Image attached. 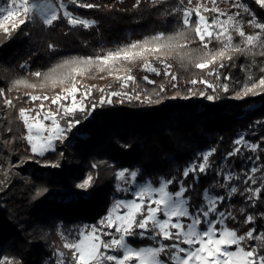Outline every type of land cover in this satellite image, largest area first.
I'll use <instances>...</instances> for the list:
<instances>
[{
	"label": "trees",
	"instance_id": "1",
	"mask_svg": "<svg viewBox=\"0 0 264 264\" xmlns=\"http://www.w3.org/2000/svg\"><path fill=\"white\" fill-rule=\"evenodd\" d=\"M60 1L68 5V11L73 15L95 21V24L88 28L73 27L60 11V18L51 26L38 20L26 21L15 30L9 29L10 38L0 29V89L8 90L6 95L15 105L8 107L3 102L4 97L0 96V253L22 264H55L56 253L61 251L69 262L71 252L63 248V236L85 224H98L106 216L116 173L123 169L139 170L138 182L148 179L158 186L161 177L171 180L173 183L168 189L173 193L180 183L187 189L184 197L188 199L190 212L200 210L205 191L212 190L217 196L225 194L220 189L223 176L219 169L224 158L235 149L234 140L240 133L259 145L256 156L262 177L257 178L255 184L239 182L237 192L225 198L218 209L232 214L234 219L228 218L225 223L238 234H246L249 228L256 229L258 235L264 234V198L250 202L249 193L244 192L247 187H260L264 192V126L257 123L264 121V93L235 98L244 84L250 83L249 76L255 80L264 76L260 71L264 67V56L233 53L231 61L225 59L210 66L222 73L219 80L208 75L209 69H197L175 54L165 58L172 66L171 72L177 76L175 81L163 72L156 75L145 71L144 61L137 60L126 66L131 68L130 74L139 85L136 91L141 99L124 97L121 101L120 97H113V103L97 106L87 118L78 112L77 116L83 122L56 150L43 156L32 153L25 139V124L19 117L21 108L35 109L47 103L75 79L81 85L96 86L90 98L97 103L101 96L99 89L120 91V83L126 76L124 72L109 75L95 67L80 74L75 66L60 65L73 58L103 56L159 33L175 34L183 28L182 9L188 6L187 0H141L139 5L137 0H86L99 5L86 9L71 0ZM247 1L258 19L264 21V8L254 1ZM225 10L234 11L233 7ZM239 13L240 16L244 14ZM192 19L195 21V15ZM243 27L250 34L259 31L247 23ZM189 35L192 41L188 50L201 49L199 37L194 32ZM233 43H240L236 34H233ZM220 47L216 40L209 44L212 50ZM147 60L159 67L154 56L149 55ZM221 62L228 66L219 68ZM35 72L42 76H34ZM44 75L56 79V86H52L51 80L45 83ZM224 75L230 79H224ZM64 76L68 79L60 84L59 79ZM117 76L122 79L117 80ZM145 76L155 83H147ZM192 79L226 84L228 91L222 88L213 91L201 83L192 85L189 82ZM17 80L34 83L37 87L14 86ZM128 83L125 91L133 95L135 85ZM41 84L44 87H40ZM189 89L196 94L190 95ZM200 91L214 99L204 98L199 95ZM30 95H46L50 99L41 103L40 100L32 101ZM145 95L160 102H145ZM185 96L188 98H182ZM208 148L216 151L209 157L206 172L197 170L185 177V169L195 159L197 163L201 161L197 153ZM231 161L240 171L241 160L233 156L229 157L228 164ZM52 164L58 167H51ZM89 176L92 177L91 186L87 190L78 189L76 185ZM43 189L47 191L38 195ZM248 215L255 217L251 224L245 222ZM127 240L135 248L157 246L147 234L143 238L137 235ZM245 246L255 247L257 242L248 240Z\"/></svg>",
	"mask_w": 264,
	"mask_h": 264
},
{
	"label": "snow or ice",
	"instance_id": "2",
	"mask_svg": "<svg viewBox=\"0 0 264 264\" xmlns=\"http://www.w3.org/2000/svg\"><path fill=\"white\" fill-rule=\"evenodd\" d=\"M141 0H137L139 5ZM156 2V0H154ZM71 3L80 8L91 9L99 7L86 0H71ZM256 3L264 7V0H256ZM193 0H187V5L182 9V23L183 28L178 30L175 34L165 35L163 33L156 34L151 37H146L143 41H135L130 45L117 48L114 51H109L103 56L95 58H73L72 60L65 61V66H75L79 69L80 74L88 72L89 69L95 67L100 72L107 71L109 75L113 72H124L126 74L120 83V91L110 90L105 95L103 88L99 89L101 96L98 104L92 103L88 105L85 101L92 96V91L96 87L82 86L84 88L83 94L77 96L80 91L74 82L70 88L62 89L67 95L58 94L51 98V103L58 105L56 110L51 108L43 116L44 121L50 120L51 123L44 124L37 117H33L35 123H30V114L32 109L21 108L19 110V117L23 120L28 134L25 139L31 145V151L35 155L42 156L44 152L52 150L54 141L63 142L67 138V133L73 131L83 121L77 116V113H83L87 118L92 114L97 106H103L105 103H113V97H120L121 101L124 97L129 100L141 99L136 91L139 85L136 84L135 77L131 75V68L126 65H131L137 60H143L144 70L160 75L161 72L166 77H170L172 81L177 80V76L171 72V65L166 62V57L170 55H177L181 61H187L193 64L197 69H209L208 75H214L216 80H219L222 73L218 68L210 66L217 65L219 61L233 59V53L252 54L253 56H264V21L258 19L256 14L250 9L249 6L242 3L241 0H236L231 7L242 9L244 13L251 16V19L246 23L252 29L259 31L248 33L244 30L245 21L238 19L239 12L231 13L220 8L217 0H211L212 7L206 4L197 3L195 7H191ZM64 8V5H60ZM175 11V10H174ZM204 13H215L216 15L207 16ZM33 15L41 16L43 23L46 26H51L54 21L60 17L57 15V9L53 8L48 2L36 4L33 0H9L8 7H0V29L4 31L10 38V30L5 27L3 21L9 20L15 16H20L16 20L12 29L15 30L18 25L25 24L28 19ZM195 15L196 19L193 21L192 17ZM64 18L67 19L69 25L73 27L82 25L88 28L95 24V21L83 19L74 16L68 10L63 11ZM194 32L196 37L202 44V48L198 50L189 51L188 44L191 43L192 37L189 35ZM233 34L240 37V43H233ZM216 40L221 44V47L216 50L209 49V44ZM50 48L53 45H49ZM259 49L257 52L256 50ZM154 56L159 61V67L147 60V57ZM228 65L219 63V68H225ZM23 67V65H22ZM261 72H264V67H261ZM36 77H41L40 72L33 73ZM224 79H230L229 76L224 75ZM45 83L49 80L52 86L55 87L57 80L52 78L51 75H44ZM68 77L64 76L59 79L60 84H64ZM121 80L120 76L116 77ZM144 79L149 84H154L155 81ZM250 83H245L243 88L236 93L235 98L240 99L249 94L259 95L264 93V76L258 80L252 79L249 76ZM132 82L135 87L133 88V95H129L125 89L129 87ZM192 85L197 83L204 84L208 88L216 91L222 88L228 91V85H220L209 82L207 80L192 79L189 81ZM23 84L25 87L36 88L34 83H28L25 80H17L15 85ZM176 87L175 84L172 85ZM40 87H44L41 84ZM8 90L0 89V96L4 97L3 102L8 107H14L13 100L9 99L6 95ZM160 91H164L163 86ZM190 95L196 93L189 89ZM158 95V93H157ZM199 95L208 100H213L212 95H206L203 91ZM71 98V103H65L68 98ZM175 99L176 97H172ZM187 99L188 97H182ZM32 101L42 100L46 101L50 98L48 96L30 95ZM144 101L148 103H159V100H151L148 95L144 96ZM43 109V104H41ZM27 113V114H26ZM64 122L63 124L61 122ZM259 125L264 126V121H257ZM66 125V127L64 126ZM35 130V131H34ZM47 133V135H43ZM36 141H39L37 143ZM234 143L236 145H244L246 141L243 137L237 138ZM247 147L255 152L259 145L247 144ZM215 149L202 154V163L194 164L192 167L185 169L184 176L188 177L190 173L198 170L199 173H204L207 170L209 157L215 153ZM241 149L235 148L232 152L228 153L227 158L239 154ZM259 159V158H257ZM51 167H58L57 164H52ZM259 169L257 167L251 168L253 175H248L245 183L251 181L256 183L254 174ZM128 170H121L116 173L118 180L125 177ZM134 179L137 172L130 173ZM231 175L224 177L226 181L231 180ZM92 177L84 179L82 183L76 185L80 190H87L91 186ZM173 183L171 180L162 181L159 188H152L150 186H143L134 193V198L128 201L117 200L108 214L103 217L96 226H91L78 232V238L72 241L63 243V248L71 252V264H264V234H256V229L249 228L244 235H240L234 229H229L224 226L228 218H233L232 214L225 211L218 210V204L224 201V197H208L207 207L204 209L190 212L188 201L183 199L186 188L181 185L176 192L167 191L168 185ZM223 186V185H221ZM119 190V189H118ZM47 189L41 190L37 194L40 195L46 192ZM237 188L232 187L231 193H236ZM244 192L249 193L248 200L253 202L257 198H264V192L260 187L252 188L247 187ZM243 195V193H241ZM205 195L208 196L207 191ZM155 205V207H153ZM119 210V211H118ZM210 215H214L215 219H210ZM182 220H190L185 224ZM255 217L248 215L246 223L251 224L254 222ZM217 224L220 227H217ZM202 225L204 227H202ZM108 229V231H105ZM114 229L115 235L112 230ZM140 229V232H136ZM155 241V247H141L134 248L128 243V237H145ZM110 237L105 240L103 237ZM248 240H255L257 246H245ZM168 241L169 243H165ZM186 245L187 247H184ZM110 253H122L121 255ZM57 260L55 264H68L65 260L63 252H57ZM0 264H22L18 260H9L0 253Z\"/></svg>",
	"mask_w": 264,
	"mask_h": 264
},
{
	"label": "rangeland",
	"instance_id": "3",
	"mask_svg": "<svg viewBox=\"0 0 264 264\" xmlns=\"http://www.w3.org/2000/svg\"><path fill=\"white\" fill-rule=\"evenodd\" d=\"M251 1H254V2L256 3V0H251ZM45 2L50 3V4L52 5L53 8H56V9H57V15L59 14L60 11L63 12L64 10H68V5L63 4L60 0H33V3H36V4H38V5L41 4V3H45ZM235 2H236V0H217V4H218V6H219L220 8H222V9H224V10H225V9H229V8H231V5H232L233 3H235ZM241 2L244 3V4H246L247 6H249L250 9L254 12V9H252L251 5L249 4V2H248L247 0H241ZM193 3H195V4H194V5H191V7H192V6H195L197 3H203V4H206L209 8L212 7L211 0H193ZM61 4L64 5V8H61V7H60ZM256 5H257V6H260V5L257 4V3H256ZM8 6H9V0H0V7H8ZM263 8H264V7H263ZM233 9H234V11H233L232 13H236V12H242V13H244L242 9L235 8V7H233ZM225 11H227V10H225ZM227 12H228V11H227ZM254 13H255V12H254ZM204 15H207V14L204 13ZM213 15H216V14H215V13H211L209 16H213ZM248 15H249V14L244 13L243 15H241V16H239V17H237V18H238V19H242V20H244V21H245L244 24H246V21L248 20ZM74 16H75V15H74ZM19 18H20V16H15V17H13V18H11V19H9V20H4L3 23H4V25H5L6 28L10 29V28H12L13 23H14L16 20H18ZM34 20H38V21H40L41 23H43V19H42V17H41V16H37V15H33L32 18H31V19H28L27 21H28V22H32V21H34ZM43 24H44V23H43ZM44 25H45V24H44ZM74 82H78V83H76V87H77L78 89H80V91L77 93V96L83 94V92H84V88H83L82 86H84V85H81V84L79 83L78 79H75V80H74V81H73V82H72L67 88H70L71 85H72ZM103 89L105 90V93H104V94L106 95L107 90H106L105 88H103ZM93 91H94V89H93ZM93 91H92V95H93ZM98 93L101 94L100 91H98ZM61 95H67V93H66V92H62ZM40 101H41V103L45 102V101H42V100H40ZM46 101H47V100H46ZM90 101H92V103H94L95 100H94L93 98H90V97H89V98L85 101V103L88 104V105H91L92 103H90ZM65 103H71V98L69 97L68 100L65 101ZM97 103H98V102H97ZM57 106H58V105H54V104H52V103H51V100H49L47 103H44V104H43V109L41 108V105L37 106L35 109H32V112H31V114H30L29 122H30V123H35V120L33 119V117H36V114L39 113L40 116L37 117V118L40 119L42 123H44V124H49V125H50V123H51L50 120H48V121H44L42 118H43V116L47 113V110H48L49 108H51L53 111H55L56 108H57ZM26 114H27V113H26ZM22 122H23V120H22ZM61 123H62V122H61ZM64 126L66 127V125H64ZM25 128H26V127H25ZM26 131H27V129H26ZM34 131H35V130H34ZM27 134H28V131H27ZM68 134H69V133H67L66 135L68 136ZM43 135H47V133H44ZM239 137H243L244 140L246 141V144H244V145H236V144H235V148L239 147V148L241 149V151L239 152L238 155H236V156H234V157H237L238 159L241 160V162H242V168H241L240 171H238V170L232 165V161H233V160L231 161L230 164H228V160H229V158H227V159H226V157L224 158V160L222 161V164H221V166H220L219 173L223 176V182L221 183V185H223V186H221L220 189H223L224 192H225V194H224V195H218L219 197H224V198L232 197V195H233L234 193H231V188H232V187H236V188H237L239 182H241V181H244V182H245V180L247 179V176H248V175H253V173H251V171H250L252 167H257V168L259 169V170L254 174L255 179H257V178L259 179V177H262V174L260 173V165H259V163H258V159H257V156H256L257 150H256L255 152H253V151H251V150L247 147V144H255V143H252V142L246 137V135H244V133H240V134L236 137V139L239 138ZM236 139H235V140H236ZM235 140H234V141H235ZM27 142H28V140H27ZM36 142L39 143V141H36ZM60 143H62V142H60V141H58V140H57V141H54V147H53V149L44 152L43 155H45V154L48 153V152H53L54 150H56L57 146H58ZM28 144H29V142H28ZM29 146H30V148H31V145H30V144H29ZM209 150H211V149L208 148V149H206V150H204V151H202V152H198V153H197V157H200L201 161L197 163V162H196V159H195V160L190 164L189 168L192 167V165H194V164H197V165H198L199 163H202V162H203V160H202V154L205 153V152H208ZM34 155H35V154H34ZM43 155H42V156H43ZM37 156H40V155H37ZM207 167H208V166H207ZM187 168H188V167H187ZM187 168H186V169H187ZM123 170H125V169H123ZM126 170H128V171L126 172V175H125L124 178H122V179H120V180H118V179L116 178V183H115V186H114V193H113V195H112V197H111V204H110V207H109V209H108L106 215L108 214L109 210L113 208V206H114V204H115V202H116L117 200H120V201H128V200H131V199L134 198V193H135L136 191H138L141 187H143V186H150V187H152V188H159L161 182L166 180L165 178L161 177V178L159 179V184H158V186L154 185L153 182H151V181L148 180V179L145 180V181H143V182H138V181H137V180H138L137 178H138V176H139V174H140V171L137 170V169H134V170L126 169ZM120 171H121V170H120ZM132 171L137 172V176H136L134 179H133V178L131 177V175H130V173H131ZM118 172H119V171H118ZM227 175H231V177H232L231 180L226 181V180L224 179V177L227 176ZM249 182L252 184L251 181H249ZM178 185H179V188H180V186H181L180 183H179ZM179 188H178V190H179ZM118 189H119V190H118ZM178 190H177V191H178ZM167 191H169L168 188H167ZM169 192H170V191H169ZM205 192H206V191H205ZM205 192H204V204H203V206L201 207V209H204V208L207 207V204H208V197H209V196H212V197H216V196H217V193L214 192V191H212V190H207L208 196L205 195ZM182 198L188 201V199L185 198L184 195H183ZM218 205H219V204H218ZM187 206H188V205H187ZM153 207H155V205H153ZM188 207H189V206H188ZM218 210H219V209H218ZM118 211H119V210H118ZM104 217H105V216H104ZM209 218L214 220V219H215V216H214V215H210ZM182 222L185 223V224H187V223L190 222V220H182ZM96 225H98V224H91V225H89V224H85V225L81 226L80 228H78V229H76V230H73L72 234H70V235H69V234H66V235L63 236V243H65L66 241H72V240L77 239V238H78V232H79V231L84 230V229H88V228H90L91 226H96ZM224 226L227 227V226H226V223L224 224ZM202 227H204V226L202 225ZM217 227L219 228L220 225L217 224ZM138 230H139V232L141 231L140 229H138ZM105 231H108V229H105ZM112 232H113V234L115 235L114 229L112 230ZM103 238H104L105 240L110 239V237H107V236H106V237H103ZM130 246H132V245H130ZM132 247H133V246H132ZM146 247H155V246H146ZM184 247H187V246L184 245ZM134 248H135V247H134ZM136 248H137V247H136ZM67 250H68V249H67ZM59 252H61V251H59ZM110 254L121 255L122 253H110ZM69 259H70V260H69L68 264H71V258H69ZM168 264H171V262L168 263Z\"/></svg>",
	"mask_w": 264,
	"mask_h": 264
}]
</instances>
